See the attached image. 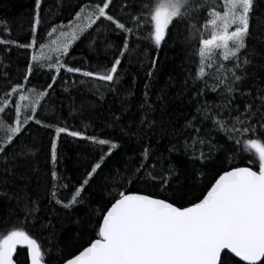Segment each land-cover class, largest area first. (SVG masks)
Returning a JSON list of instances; mask_svg holds the SVG:
<instances>
[{
  "label": "snow or ice",
  "instance_id": "6c2138e0",
  "mask_svg": "<svg viewBox=\"0 0 264 264\" xmlns=\"http://www.w3.org/2000/svg\"><path fill=\"white\" fill-rule=\"evenodd\" d=\"M44 2L24 43L0 19V264H19L18 246L25 264H264V0H78L67 24ZM174 30L188 67L153 93ZM77 42L106 63L91 70ZM37 72L46 88L29 87ZM59 81L71 99H58ZM174 104L182 121L167 116ZM65 110L108 134L71 130ZM62 135L93 146L76 182ZM125 141L131 152L109 167Z\"/></svg>",
  "mask_w": 264,
  "mask_h": 264
},
{
  "label": "trees",
  "instance_id": "16d2710c",
  "mask_svg": "<svg viewBox=\"0 0 264 264\" xmlns=\"http://www.w3.org/2000/svg\"><path fill=\"white\" fill-rule=\"evenodd\" d=\"M78 3V0H62V6L57 4V0H45L43 5V13H49V9L51 8V11L53 13H58L55 22L59 24L61 21H63L64 24H67L69 20L72 19V17L75 14V11L78 10L75 5ZM34 7V0H0V19H6L10 21L13 24V35L19 37V42L24 43L25 38H30V32H29V23L30 20V11ZM20 24H23V29L19 30ZM44 27H48L47 24H45L43 27H41L40 32L41 35H45L44 33ZM176 40L177 42L174 44L173 41ZM27 55L30 56L32 54L31 50H26ZM25 50H20L19 53H13V58L17 60L18 62L13 66L12 71L20 70L21 72L26 68L27 64V58L24 54ZM72 56H76L78 58H83L90 60L91 62V70L96 71L98 70L99 66H102L106 61L104 59L97 60L96 58L89 56L88 49L85 43L77 42L74 45V50L71 52ZM155 53H153L154 55ZM186 51L184 49V46L179 43L177 40V34L175 30L173 31L172 38L169 39L168 45L163 46L162 51L159 53V65H158V72L156 75V79L153 82V89L152 92L155 93L156 89H158L160 86L164 85L166 79L171 76L174 78H181L184 75L183 69L188 67L186 62ZM193 63V70H195V62H198V57L192 58ZM110 66V65H109ZM85 68H88V65H85ZM140 76V84L137 87L136 90V98L133 100V112L136 111V107L141 102L140 96L141 92L143 90V72L139 73ZM31 84L29 87L36 86L37 88H46L48 83H51V77L47 74H42L41 72H37V74L34 77H31ZM22 83V79L20 80ZM130 83L129 81H127ZM63 81H59L56 85H54V88L56 89V95L58 99H71V97H68L67 93L63 92ZM171 91V90H170ZM74 95L77 96V99H79V94L74 93ZM155 97L153 96V99ZM107 107V105H106ZM63 116L66 117V123L68 127L71 130H78L86 135H92L97 134L100 135L101 138H104L108 131L107 129H103L101 127V122L97 121L92 126L85 129L84 123H88L85 121L82 123L80 120H73L69 115L67 110L64 111ZM167 116L173 117L177 121H182L183 114L179 110L178 105H171L169 108V111L167 113ZM134 119H139V115L134 117ZM156 119H159V112L156 113ZM41 138L43 143L46 145L44 151L40 153L39 160L41 167H49L44 164V157L45 152L47 150L48 140L50 137L48 135L44 134V130H41L40 132ZM117 139H119L117 135ZM60 152L61 155L67 157L64 160L63 165H61L62 168H66L68 175L73 178V182H76L77 180V169L75 166V161L77 157L83 159L87 157L90 153L93 152V146L90 145L86 141H80L77 139H74L72 137H68L66 135H62L60 140ZM125 152H131V146L127 141L124 142V145L118 150L116 154L112 157V159L109 161V167H111L113 164L118 163L123 159V153ZM51 187V177L49 175V188ZM95 187V186H94ZM32 190L31 187L29 189ZM92 191V190H89ZM64 195H69L68 193H64ZM87 195V193H86ZM94 198L98 199V196L93 192ZM3 206L0 205V208ZM31 234L38 239V241H41L43 233H41L38 229H29ZM73 235V226H69L65 232H64V241L67 242L71 236ZM67 250V247H66ZM18 252L20 253L18 259L19 264H25V258H26V249H20L18 246ZM17 259L16 255L14 254V260Z\"/></svg>",
  "mask_w": 264,
  "mask_h": 264
}]
</instances>
